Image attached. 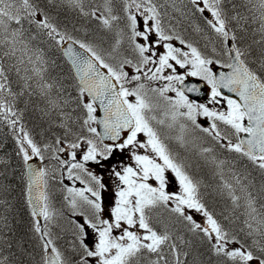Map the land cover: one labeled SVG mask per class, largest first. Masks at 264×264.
<instances>
[{
	"label": "snow or ice",
	"instance_id": "obj_1",
	"mask_svg": "<svg viewBox=\"0 0 264 264\" xmlns=\"http://www.w3.org/2000/svg\"><path fill=\"white\" fill-rule=\"evenodd\" d=\"M0 123V264H264V0H0Z\"/></svg>",
	"mask_w": 264,
	"mask_h": 264
},
{
	"label": "trees",
	"instance_id": "obj_2",
	"mask_svg": "<svg viewBox=\"0 0 264 264\" xmlns=\"http://www.w3.org/2000/svg\"><path fill=\"white\" fill-rule=\"evenodd\" d=\"M63 15V14H62ZM69 19H72L73 22L77 23L79 26L80 24L85 23L82 20H76L74 17V14L69 13ZM77 35H80V33H77ZM62 63V62H61ZM58 71V70H57ZM54 75L56 73H53ZM40 101L36 98L32 99L31 104L28 106L27 110L25 111V117H24V123L31 129H33L35 132H39L40 128L37 127V121L35 118V114L33 113V107L36 104H39ZM21 109H24V101L23 98L21 99L19 105ZM0 142L3 143V148L0 149V157H4L5 154H12L14 150V142L12 140V134L9 128L4 126L2 123H0ZM224 156H227L229 159H231L232 154L230 153H222L221 158ZM7 158V157H6ZM11 158L13 160V166H16L17 158L14 155H11ZM244 163L238 164V167H242ZM200 167V166H199ZM198 167V168H199ZM198 172L200 173V178H202L206 183L208 184H214L215 180L212 176V170L210 168L204 167L203 169H198ZM253 177L257 179V182H259V173L256 171H253ZM13 183L17 186V189L19 187V180L16 179L13 181ZM13 196L19 198L18 191L13 193ZM209 201L213 207L216 208V210L219 212L226 204V201H222L219 198L216 197H209ZM18 208H20L21 218L25 221V224L18 226V233L23 234L24 230L26 229V223H27V214L23 211V209L20 207V205H17ZM63 223V221H62Z\"/></svg>",
	"mask_w": 264,
	"mask_h": 264
},
{
	"label": "rangeland",
	"instance_id": "obj_3",
	"mask_svg": "<svg viewBox=\"0 0 264 264\" xmlns=\"http://www.w3.org/2000/svg\"><path fill=\"white\" fill-rule=\"evenodd\" d=\"M181 71H183V70H181ZM209 99H210V98H209ZM209 99H208V100H205V101H202V102H198V103H205V104H207L208 101H209ZM196 102H197V101H196ZM210 106H211V105H210ZM217 107H220L221 110H226V106H225V105H220V106H217ZM116 159H117V160L120 159V156L117 155ZM198 167H199V166H197V167H195V168H196L197 170H198V169H203L204 167L210 168L209 166H200L199 168H198ZM210 169H211V168H210ZM97 171H100V169H97ZM105 181H106V182L108 181L107 176H105ZM105 196H106V200H107V201H110V199H111V192L109 191L108 193L105 194ZM197 218H199V217H197Z\"/></svg>",
	"mask_w": 264,
	"mask_h": 264
},
{
	"label": "water",
	"instance_id": "obj_4",
	"mask_svg": "<svg viewBox=\"0 0 264 264\" xmlns=\"http://www.w3.org/2000/svg\"><path fill=\"white\" fill-rule=\"evenodd\" d=\"M186 83H188V84L197 83L198 84L199 82L195 81V79H193V80L191 79L190 81H186ZM227 94L230 95V96H233V98H235L232 93H227ZM188 95L191 96V97H194V98H198L197 95L193 94V93H188ZM101 115H102V113H101Z\"/></svg>",
	"mask_w": 264,
	"mask_h": 264
},
{
	"label": "flooded vegetation",
	"instance_id": "obj_5",
	"mask_svg": "<svg viewBox=\"0 0 264 264\" xmlns=\"http://www.w3.org/2000/svg\"><path fill=\"white\" fill-rule=\"evenodd\" d=\"M208 100V99H207ZM203 122V121H202Z\"/></svg>",
	"mask_w": 264,
	"mask_h": 264
}]
</instances>
